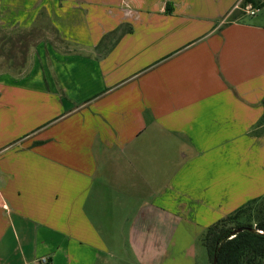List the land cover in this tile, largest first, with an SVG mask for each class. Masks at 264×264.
Returning <instances> with one entry per match:
<instances>
[{
	"label": "crops",
	"instance_id": "obj_1",
	"mask_svg": "<svg viewBox=\"0 0 264 264\" xmlns=\"http://www.w3.org/2000/svg\"><path fill=\"white\" fill-rule=\"evenodd\" d=\"M242 1L0 0V264H187L264 196Z\"/></svg>",
	"mask_w": 264,
	"mask_h": 264
},
{
	"label": "trees",
	"instance_id": "obj_2",
	"mask_svg": "<svg viewBox=\"0 0 264 264\" xmlns=\"http://www.w3.org/2000/svg\"><path fill=\"white\" fill-rule=\"evenodd\" d=\"M248 4L259 10L264 5V0H243L241 9ZM239 12L241 15L244 14L241 10ZM259 200L248 202L204 231L200 241L210 264L214 255L217 258L216 264H264V236L247 230L264 232V204L254 222L239 221L245 209ZM238 228H242L243 231L230 237L231 232Z\"/></svg>",
	"mask_w": 264,
	"mask_h": 264
},
{
	"label": "rangeland",
	"instance_id": "obj_3",
	"mask_svg": "<svg viewBox=\"0 0 264 264\" xmlns=\"http://www.w3.org/2000/svg\"><path fill=\"white\" fill-rule=\"evenodd\" d=\"M243 18L244 21H248V22H260L261 24H264V5L258 10V12L256 13V15L254 17L249 16L247 14H243L241 16ZM34 39L30 40L33 41ZM38 38H35L34 41H37ZM30 41H28L29 43H31ZM29 46V44H28ZM25 57L26 54H21L19 52V56L18 59L15 60V64H18L17 66L20 65V63L23 65V63L25 62ZM13 66V65H11ZM264 204V196L262 198H260L259 201L255 202L254 204H251L250 207L246 208L244 213L240 216L239 221L241 223H245V222H254L256 220V218L259 216V211L262 207V205ZM191 244H193L191 246ZM191 248H192V252L193 255H191L190 257V262H188L187 264H206V252L204 247L201 244L200 239L195 240V242L193 243V241H191ZM189 246V247H190ZM110 252V258L109 260V264H131V262L127 261L129 257H127V252L125 253V251H118L117 248L113 249H109ZM113 250V251H112ZM113 255V256H112ZM208 264H210V262L208 261Z\"/></svg>",
	"mask_w": 264,
	"mask_h": 264
},
{
	"label": "built area",
	"instance_id": "obj_4",
	"mask_svg": "<svg viewBox=\"0 0 264 264\" xmlns=\"http://www.w3.org/2000/svg\"><path fill=\"white\" fill-rule=\"evenodd\" d=\"M241 11L243 12V13H245V14H247V15H249V16H254L257 12H258V10L257 9H255L254 7H252L251 5H245L242 9H241ZM48 261H49V258L48 257H40L39 259H37L36 261H35V263L34 264H48Z\"/></svg>",
	"mask_w": 264,
	"mask_h": 264
},
{
	"label": "water",
	"instance_id": "obj_5",
	"mask_svg": "<svg viewBox=\"0 0 264 264\" xmlns=\"http://www.w3.org/2000/svg\"><path fill=\"white\" fill-rule=\"evenodd\" d=\"M249 232L253 233V234H257V235H261V236H264V232H261V231H258V230H255V229H247ZM243 229L242 228H238V229H235L231 232V234L229 235L230 237L242 232ZM216 256L214 255L213 256V259H212V263L211 264H216Z\"/></svg>",
	"mask_w": 264,
	"mask_h": 264
}]
</instances>
